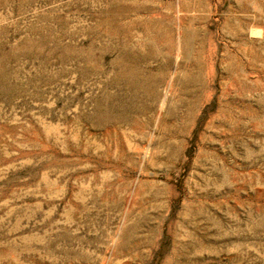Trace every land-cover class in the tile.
<instances>
[{
  "label": "rangeland",
  "instance_id": "374dc122",
  "mask_svg": "<svg viewBox=\"0 0 264 264\" xmlns=\"http://www.w3.org/2000/svg\"><path fill=\"white\" fill-rule=\"evenodd\" d=\"M0 264H264V0H0Z\"/></svg>",
  "mask_w": 264,
  "mask_h": 264
}]
</instances>
